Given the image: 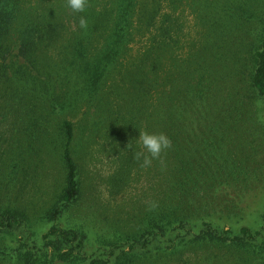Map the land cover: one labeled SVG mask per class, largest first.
Instances as JSON below:
<instances>
[{
	"label": "rangeland",
	"instance_id": "1",
	"mask_svg": "<svg viewBox=\"0 0 264 264\" xmlns=\"http://www.w3.org/2000/svg\"><path fill=\"white\" fill-rule=\"evenodd\" d=\"M161 4L156 24L173 22L169 31L154 26L136 34L114 71L90 89L75 74L64 73L66 65L71 70L77 62L70 46L79 32L68 6L62 11L61 36L38 51L37 68L18 57L16 47L5 62L0 60V212H18L28 229L0 233V264H13L17 235L36 239L50 225L45 211L64 182L61 118L74 126L80 190L59 224L84 236L87 255L104 258L113 247L122 264H260L258 257L227 247L174 251L156 242L139 246L151 232L155 236L180 221H210L235 231L241 226L258 229L264 217V103L256 102L247 82L250 67L244 71L240 60L255 44L264 0H181L173 12L168 0ZM209 12L213 23L206 21ZM151 34L165 37L168 44L157 71L158 86L151 92L153 105L163 90L172 88L176 95L184 85L197 91V100L208 110L197 129L210 132L212 123L221 137L204 135L199 141L205 139L207 147L188 157L177 147L183 139L178 136L172 149L142 167L143 157L135 158L143 151L139 132H160L148 127L150 109H139L141 84L132 82L128 72ZM101 44L94 41L87 49L94 55ZM210 45L215 49L209 52ZM20 66L25 71L20 73ZM237 99L239 109H233ZM201 110L197 106L189 114ZM184 125L185 120L179 123ZM181 161L189 164L181 167ZM163 213L169 214L163 218ZM131 242L138 243L136 253L127 251Z\"/></svg>",
	"mask_w": 264,
	"mask_h": 264
},
{
	"label": "trees",
	"instance_id": "2",
	"mask_svg": "<svg viewBox=\"0 0 264 264\" xmlns=\"http://www.w3.org/2000/svg\"><path fill=\"white\" fill-rule=\"evenodd\" d=\"M180 1L168 0L170 11L173 12ZM66 6V0H36L33 3L31 0H0V60L5 62L11 55V48L16 47L17 56L28 65L37 68L38 51L52 45L61 36L65 25L62 11ZM161 7V0H88L84 12H73L79 32L72 40L70 56L76 57L75 62H77L71 70V67L66 65L64 73L70 71L72 78L75 74V78L88 89L103 82L107 75L114 71L117 61L125 53L126 45L133 41L136 34L141 31H151L154 26L160 31L162 29L166 33L169 31L171 22L164 27L156 24ZM165 16L170 15L165 14ZM81 17L87 21L85 29L80 27ZM206 21L209 23L215 21L212 12L208 13ZM261 21L256 29L255 44L247 50L248 55L242 56L240 60L244 71L250 67L247 82L258 98L256 102L264 103V18ZM159 34H151L148 44L128 74L132 76V82L137 81L141 84L139 109H150L147 116L148 127L165 134L171 141L178 136L183 138L177 142V147L181 155L192 157L198 150L207 147L206 140L200 142V138L206 134L220 138L221 134H216L212 123H209L210 132H200L197 129L198 123L208 118L207 104L197 100V91L194 92L184 85L176 95L172 88H169V91L163 90L162 97L157 98L158 105H153L151 92L158 86L157 71L162 61L163 47L168 46L166 38L160 37ZM94 41L102 44L99 53L92 55L87 47ZM214 49L209 46V52ZM3 68L5 74L6 65H3ZM17 69H20V73L25 71L21 66ZM64 73L61 75L63 76ZM57 100L58 97L51 101L52 110H56ZM201 100L204 101V98ZM239 105L237 99L232 107L239 109ZM197 106L202 110L197 115L196 113L190 115L189 110ZM184 120L185 125L179 126ZM159 123H162L161 128L158 127ZM59 124L63 139L61 143L63 187L56 201L45 211V218L50 221L48 229L36 239L29 233L28 237L16 236L11 248L13 264H117V262L122 264L121 256H116V248L113 247L104 258L87 255L84 249V236L73 228L62 227L59 224L62 213L78 198L80 190L78 166L75 162L78 148L77 140L75 141L74 138V126L67 118H61ZM188 139L193 140L194 145L188 142ZM188 164L189 161H181L180 165L184 167ZM17 213L0 212V233H10L14 230L28 231L23 216ZM168 214L163 213V218ZM262 220L263 223L258 229L241 226L235 231L215 226L210 221H200L196 224L180 221L175 226L162 227L155 236L154 232H151L148 237L141 239L139 246L144 249L147 245L156 242L161 247L174 251L201 246L227 247L245 257H258L260 264H264V217ZM172 223L168 222L166 225ZM137 245L138 243H128L127 251L133 250L136 253ZM121 251L125 250L121 249ZM124 254L123 252L122 255ZM248 264L253 263L248 262Z\"/></svg>",
	"mask_w": 264,
	"mask_h": 264
},
{
	"label": "clouds",
	"instance_id": "3",
	"mask_svg": "<svg viewBox=\"0 0 264 264\" xmlns=\"http://www.w3.org/2000/svg\"><path fill=\"white\" fill-rule=\"evenodd\" d=\"M67 6L77 13L85 11L88 0H66ZM80 27L85 29L87 27V21L85 18H80ZM138 142L143 149L135 153V158L140 160L143 157L142 167H148L151 165L152 160L158 159L161 153L172 147L171 140L163 133H149L147 131H140L138 136ZM131 147L130 145L128 146Z\"/></svg>",
	"mask_w": 264,
	"mask_h": 264
}]
</instances>
